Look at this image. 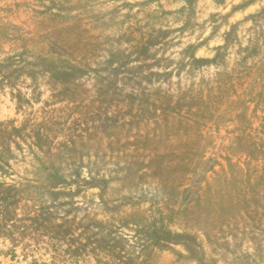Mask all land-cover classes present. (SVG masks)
<instances>
[{
	"label": "rangeland",
	"instance_id": "374dc122",
	"mask_svg": "<svg viewBox=\"0 0 264 264\" xmlns=\"http://www.w3.org/2000/svg\"><path fill=\"white\" fill-rule=\"evenodd\" d=\"M0 62V264H264V0H0Z\"/></svg>",
	"mask_w": 264,
	"mask_h": 264
},
{
	"label": "trees",
	"instance_id": "16d2710c",
	"mask_svg": "<svg viewBox=\"0 0 264 264\" xmlns=\"http://www.w3.org/2000/svg\"><path fill=\"white\" fill-rule=\"evenodd\" d=\"M226 46H228V42L225 40L223 47H226ZM2 62L0 63L2 64ZM43 62L44 61L42 60V63ZM36 65H37L36 69L34 68L36 71L42 70V68L46 67L45 65H42V66H40L39 64H36ZM52 68H54L53 74H56L54 76L55 81H57L60 84L61 82H63L64 84L69 85V86L73 85V83L71 82V72L69 70H66V69L57 70L56 66H53ZM22 70H26V69L16 68L13 71L14 73H16L15 76H14V73H8V74L12 78H17V76L22 72ZM45 71L49 72V70H45ZM50 208L52 207H47L45 209H50ZM45 209H42V210H45ZM42 210L41 212H36L32 215L26 216L25 220L29 221V225H26V226H30V229L28 227L29 230H27V228H24L21 231H17L16 233L19 232L21 236L15 235V231H14L16 229V225L19 224L17 223L19 219L17 220L16 223H11L9 225L11 227V230H9L10 235L8 239L10 240L13 246H16V244L18 243H22L27 238V236H32L31 234L33 233L40 234L41 233L39 232L40 230L43 232L42 234H46L47 236H50V237L54 236L53 228L55 225H57L58 218H59L58 213L55 212L57 211V209H52L48 211H42ZM1 214L2 213H0V215ZM5 214L7 216L6 217L7 222H13L16 220L17 215L12 212V204L8 205L5 208L4 215ZM63 228H64V225H63ZM175 236H179V235L175 234ZM32 238L33 240H36L35 237H32ZM113 241L115 243H118V242H121V243L113 248L112 247L107 248V247H101V246L97 247V250L101 251V253L98 252V254L96 255L97 256L96 260L98 264H109V263L144 264L154 258L153 256L154 251H150V249H152L151 246L138 245L137 236H134V235L127 236L122 231L121 233L113 237ZM91 246L92 244H90V247Z\"/></svg>",
	"mask_w": 264,
	"mask_h": 264
}]
</instances>
